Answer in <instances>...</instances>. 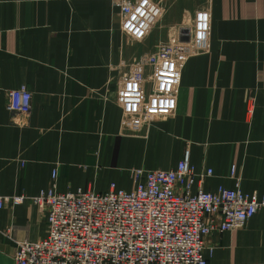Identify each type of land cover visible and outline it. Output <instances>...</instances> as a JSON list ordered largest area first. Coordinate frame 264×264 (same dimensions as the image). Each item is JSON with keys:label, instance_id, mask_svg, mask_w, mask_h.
Masks as SVG:
<instances>
[{"label": "crops", "instance_id": "crops-1", "mask_svg": "<svg viewBox=\"0 0 264 264\" xmlns=\"http://www.w3.org/2000/svg\"><path fill=\"white\" fill-rule=\"evenodd\" d=\"M32 93L27 124L6 94ZM173 96H172V94ZM174 97V98H173ZM199 188L264 193V0H0V190H131L130 170L174 169ZM46 235L29 200L0 208V264ZM207 264L264 262V211L210 233Z\"/></svg>", "mask_w": 264, "mask_h": 264}, {"label": "built area", "instance_id": "built-area-1", "mask_svg": "<svg viewBox=\"0 0 264 264\" xmlns=\"http://www.w3.org/2000/svg\"><path fill=\"white\" fill-rule=\"evenodd\" d=\"M31 108L26 86L7 92L10 122L26 125ZM129 173L133 187L128 191L112 183L105 192H60L55 173L51 185L36 196H7L0 190V208L29 199L46 216L43 238L14 241L13 264H207L210 233L242 228L264 211V193H244L232 164L228 176L235 180L233 188L192 193L195 178L201 181L212 170L196 172L188 151L174 169L135 168Z\"/></svg>", "mask_w": 264, "mask_h": 264}]
</instances>
